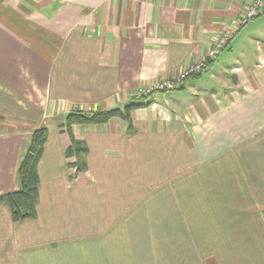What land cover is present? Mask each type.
Here are the masks:
<instances>
[{"label": "crops", "instance_id": "obj_1", "mask_svg": "<svg viewBox=\"0 0 264 264\" xmlns=\"http://www.w3.org/2000/svg\"><path fill=\"white\" fill-rule=\"evenodd\" d=\"M251 1L0 0V193L18 186L32 131L49 129L37 217L15 222L0 204V264L127 254L128 243L150 237L130 238L135 228L173 227L177 186L203 196L193 206L190 197L179 218L199 221L206 237H224L228 227L238 237L243 225L253 228V242H264V12L211 60V74L204 69L179 88L155 91L151 105L136 108L131 133L121 118L76 125L89 169L73 180L59 131L73 108L123 106L140 87L204 60L211 35ZM178 164L193 177L182 178ZM226 202L232 214L224 222L214 210L224 212ZM173 234L150 235L167 242ZM184 258L264 264V254Z\"/></svg>", "mask_w": 264, "mask_h": 264}, {"label": "rangeland", "instance_id": "obj_2", "mask_svg": "<svg viewBox=\"0 0 264 264\" xmlns=\"http://www.w3.org/2000/svg\"><path fill=\"white\" fill-rule=\"evenodd\" d=\"M259 18L260 15L255 16L252 19L256 21ZM238 30L239 27L235 28L234 34ZM219 34L220 33L215 32L211 35V37L213 38L212 43ZM234 34L232 36H234ZM223 50H221V52ZM229 50L230 49H227V51ZM181 69L182 68L172 72L170 76L177 75V73H179ZM211 69L212 67H207V69L204 70L203 74H211L213 70ZM177 170L180 171L179 175L182 178L190 179L188 176L193 177L186 174L187 171L184 166L179 165L177 167ZM195 182L196 181H194V183ZM176 191L177 218L174 220H170L171 224H173L172 228H149L143 226L141 231H138V228H135L136 231L133 232L130 238L137 240L145 233L150 237H141L143 239L142 241L137 240L136 242L128 243L125 246V249H127V254H65V261H63L62 264H186L184 254H264V242H253V240H255V237L250 235L253 231V228L245 227L242 225V228L238 229V231H240V235L238 237L229 236L232 234L233 230L231 227L224 228L223 231H220L224 232V237H214V235L213 237L209 235L208 237H206L207 235L205 234L207 228L199 226V221L179 218L180 214H184V212H182L184 207H190V205L188 206L187 204V202L190 201V197H193V202H191V206H193L195 202H198L197 199H200L203 196L183 194V190L182 192H180V188L178 186L176 188ZM213 199L216 200L217 198L213 197ZM228 206L229 205L226 202V208L224 212L218 211L217 209L214 210L216 214H218L220 219L222 218V215L224 216V222L228 220V218H230L232 214V210L228 209ZM247 220L250 221V218L247 215H244V217L242 218V224H246ZM146 228H149V230L146 231ZM165 231L174 233L173 236L170 237V241L164 242V236L150 235L151 232H154V234H163ZM153 238H160L162 239V241H151L150 239ZM208 238L219 239L221 241L211 240V242H208ZM232 239H235L237 241H232ZM174 254L181 256L182 258L179 260L170 258L174 256Z\"/></svg>", "mask_w": 264, "mask_h": 264}, {"label": "trees", "instance_id": "obj_3", "mask_svg": "<svg viewBox=\"0 0 264 264\" xmlns=\"http://www.w3.org/2000/svg\"><path fill=\"white\" fill-rule=\"evenodd\" d=\"M246 24L242 25L239 29H242ZM199 74L201 72L190 77ZM153 93L141 96L134 95L123 106L112 108L98 107L92 110L77 107L71 109L65 115L64 120L59 124V131L64 138H67L64 154L67 166L71 172L69 175L70 180L76 179L81 174H85L89 169V146L85 140L76 137L74 127L76 125L104 124L112 118H121L128 123V132L131 133L133 126L132 112L136 108L151 105L153 100L150 96ZM48 137L49 129L47 126H40L32 131L28 147L18 163V186L11 191L0 193V204L10 209L11 217L15 222L37 217V206L40 198V173L38 166L43 157Z\"/></svg>", "mask_w": 264, "mask_h": 264}, {"label": "built area", "instance_id": "obj_4", "mask_svg": "<svg viewBox=\"0 0 264 264\" xmlns=\"http://www.w3.org/2000/svg\"><path fill=\"white\" fill-rule=\"evenodd\" d=\"M263 9L264 0H252L245 12L232 18L227 26L216 37L204 60L184 66L175 76H168L157 83L140 87L135 92V95L141 96L160 90H173L182 86L188 77L202 72L209 66L211 60L216 58L217 54L227 46L230 38L234 34L235 28H240L241 24L244 25L253 17L260 15L263 12Z\"/></svg>", "mask_w": 264, "mask_h": 264}]
</instances>
